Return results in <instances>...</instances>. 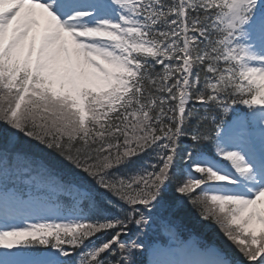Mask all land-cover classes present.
I'll use <instances>...</instances> for the list:
<instances>
[{
  "label": "snow or ice",
  "instance_id": "6c2138e0",
  "mask_svg": "<svg viewBox=\"0 0 264 264\" xmlns=\"http://www.w3.org/2000/svg\"><path fill=\"white\" fill-rule=\"evenodd\" d=\"M0 264H264V0H0Z\"/></svg>",
  "mask_w": 264,
  "mask_h": 264
},
{
  "label": "trees",
  "instance_id": "16d2710c",
  "mask_svg": "<svg viewBox=\"0 0 264 264\" xmlns=\"http://www.w3.org/2000/svg\"><path fill=\"white\" fill-rule=\"evenodd\" d=\"M189 213V209L185 212V215H187ZM191 213L193 214V215H191V214H188L187 216H190V217H195V219H196V221H193V226H197V225H199V227H201L202 228V226H203V222L202 221H200L199 220V217L197 216V214H196V212L195 211H191Z\"/></svg>",
  "mask_w": 264,
  "mask_h": 264
},
{
  "label": "rangeland",
  "instance_id": "374dc122",
  "mask_svg": "<svg viewBox=\"0 0 264 264\" xmlns=\"http://www.w3.org/2000/svg\"><path fill=\"white\" fill-rule=\"evenodd\" d=\"M210 228H211V229L213 230V232L215 233L214 236H216L217 239H219V240L222 242V241H223V237H222V235L219 233V230H218L214 225L210 226Z\"/></svg>",
  "mask_w": 264,
  "mask_h": 264
}]
</instances>
